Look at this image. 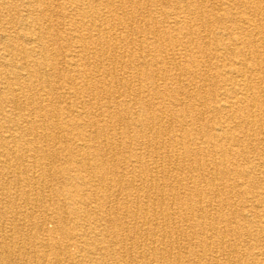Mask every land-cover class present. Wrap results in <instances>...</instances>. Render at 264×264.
Masks as SVG:
<instances>
[{
    "label": "bare ground",
    "instance_id": "6f19581e",
    "mask_svg": "<svg viewBox=\"0 0 264 264\" xmlns=\"http://www.w3.org/2000/svg\"><path fill=\"white\" fill-rule=\"evenodd\" d=\"M162 1H2L0 264H264V0Z\"/></svg>",
    "mask_w": 264,
    "mask_h": 264
},
{
    "label": "rangeland",
    "instance_id": "374dc122",
    "mask_svg": "<svg viewBox=\"0 0 264 264\" xmlns=\"http://www.w3.org/2000/svg\"><path fill=\"white\" fill-rule=\"evenodd\" d=\"M2 1L3 0H0V29L2 27L3 15L6 14V11L4 13V10H6V9L3 8ZM135 1L137 3H139L140 7H142V8H141V11L139 10L138 13H136L135 16H133L132 18H130V16H131L130 11H132V7L130 5L127 6V8H126L127 10L126 9L124 11L119 10L118 12L120 14L123 13L121 15H124V13L126 15V11H127L128 15L126 17L128 18V20L126 21V24H127V22L130 24L134 23L133 25L136 28H139L143 32H144V29L148 28V25H150V23H151V20H150V13L151 12H150V10L165 11V10L169 9L166 6L167 3L162 1V0H135ZM232 4H233V0H209L208 2H205L202 4V9H204V11L206 10V12L209 11V13H210L209 17L210 18H208V21L213 22L217 17L221 16L222 12L219 9V7H224V8L228 7V8H231L230 10H232L233 12H236L238 9L233 8L234 6H231ZM207 6H208V8H207ZM157 16H158V14H157ZM181 16H184V14H182ZM157 23H158V26L160 27V26L165 25L166 22L164 23V18H160V19H157ZM201 29H204V28H201ZM138 33L136 35L135 34L130 35L129 37L130 38H133V37L141 38L143 33H141V32H138ZM236 33L241 34V37L244 41H247V39H249V37H251L250 33H248V32L244 33V31H241V29H238L236 31ZM207 34H208V38L205 39L206 40L205 46H206V48L207 47L209 48L211 45L212 48H214V46H215L214 38L217 35V33L216 32L209 33L207 31ZM208 39H210V40H208ZM230 56H231L230 53H226V55L224 56V53H219V52L211 53L209 51H206L205 54H203V55H201V57H199V61L203 64V67L200 69L201 72L198 71L199 72L198 75H200L202 73L201 77L204 78V80H202L198 83V87L185 86L188 89V91H190V93H192L194 96L198 95L197 99L193 98L190 101L191 103H193V106H192V108H190L191 110L189 109L188 113L192 112L195 109L196 110L199 109V110H203L204 112H206V114H205L206 117L207 116L208 117L213 116V115H221L222 112L220 110L214 108L215 104H213L214 103L213 101L215 99H217L219 95L220 96L222 95V91L224 90L225 82H224V76H218L217 75V73H218L217 69L213 64L227 63ZM124 59H126V58H123V60ZM119 63H121L120 60L118 61L117 64L119 65ZM204 81H205V83H204ZM263 85H264V82L262 83L261 86H263ZM222 87H223V89H222ZM201 88H202V90H201ZM202 91H203V93H202ZM199 96H202L203 98L202 97L199 98ZM212 99H213V101H212ZM156 101L157 100H155V102ZM194 107H196V108H194ZM181 108H182V106H181ZM177 110H180V107H178ZM201 125H202V121H198L195 124V126H197V127H199ZM235 125H236L235 122H232L230 124L231 127H235ZM257 125L259 126L260 122H258ZM124 135H122V136L124 137ZM197 142L199 143L200 140H198ZM239 160L244 162V160H242L241 157H239Z\"/></svg>",
    "mask_w": 264,
    "mask_h": 264
}]
</instances>
